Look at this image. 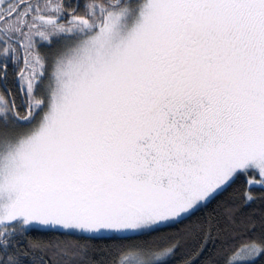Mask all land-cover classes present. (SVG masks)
I'll use <instances>...</instances> for the list:
<instances>
[{
	"label": "snow or ice",
	"instance_id": "snow-or-ice-1",
	"mask_svg": "<svg viewBox=\"0 0 264 264\" xmlns=\"http://www.w3.org/2000/svg\"><path fill=\"white\" fill-rule=\"evenodd\" d=\"M0 264H264V0H0Z\"/></svg>",
	"mask_w": 264,
	"mask_h": 264
}]
</instances>
